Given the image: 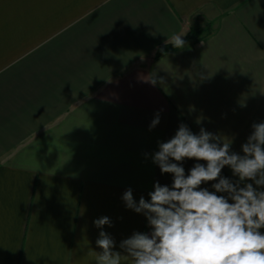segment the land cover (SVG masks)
<instances>
[{
    "label": "crops",
    "instance_id": "0c3cea01",
    "mask_svg": "<svg viewBox=\"0 0 264 264\" xmlns=\"http://www.w3.org/2000/svg\"><path fill=\"white\" fill-rule=\"evenodd\" d=\"M261 122L264 0H0V264H96L100 231L124 254L151 232L124 192L138 203L173 182L159 143L184 124L243 155Z\"/></svg>",
    "mask_w": 264,
    "mask_h": 264
},
{
    "label": "clouds",
    "instance_id": "9594fccd",
    "mask_svg": "<svg viewBox=\"0 0 264 264\" xmlns=\"http://www.w3.org/2000/svg\"><path fill=\"white\" fill-rule=\"evenodd\" d=\"M182 36L171 39L174 48L185 45ZM155 83V80H152ZM159 123V113L150 129ZM252 133L242 145L243 155L231 152L230 142H223L201 128L193 134L181 124L173 138L159 143L153 162L162 174L173 175L171 187L154 184L150 200L137 203L131 189L122 199L126 208L143 213L150 233L134 232L120 243L121 252L113 251L115 241L105 231L96 241L101 252L90 253L96 264H264V122L254 123ZM185 159L196 163L185 175ZM175 161V162H173ZM229 166L237 182L221 176ZM215 191L201 188L202 183L217 181ZM217 193H227L217 195ZM229 200L232 202L230 203ZM97 228L112 226L108 217L96 219Z\"/></svg>",
    "mask_w": 264,
    "mask_h": 264
},
{
    "label": "trees",
    "instance_id": "16d2710c",
    "mask_svg": "<svg viewBox=\"0 0 264 264\" xmlns=\"http://www.w3.org/2000/svg\"><path fill=\"white\" fill-rule=\"evenodd\" d=\"M203 33H204V31H200L198 34H203ZM195 34H197V32H191L183 40L185 41L186 39H189V38H192V37L194 38ZM173 49H176V48H174L171 43L170 44L161 45V46H159L157 48L154 57L157 58V57L163 55L164 53H166V52H168L170 50H173Z\"/></svg>",
    "mask_w": 264,
    "mask_h": 264
}]
</instances>
